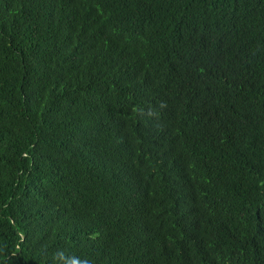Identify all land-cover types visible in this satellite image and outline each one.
Segmentation results:
<instances>
[{"label": "trees", "instance_id": "trees-1", "mask_svg": "<svg viewBox=\"0 0 264 264\" xmlns=\"http://www.w3.org/2000/svg\"><path fill=\"white\" fill-rule=\"evenodd\" d=\"M0 264H264V0H0Z\"/></svg>", "mask_w": 264, "mask_h": 264}]
</instances>
